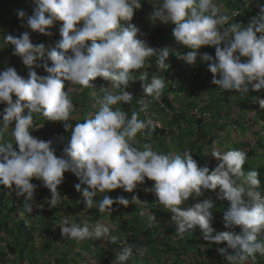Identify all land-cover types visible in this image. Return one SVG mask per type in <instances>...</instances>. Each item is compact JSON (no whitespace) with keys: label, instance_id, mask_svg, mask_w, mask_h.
<instances>
[{"label":"trees","instance_id":"1","mask_svg":"<svg viewBox=\"0 0 264 264\" xmlns=\"http://www.w3.org/2000/svg\"><path fill=\"white\" fill-rule=\"evenodd\" d=\"M58 1L62 5L52 8L54 12H52V16L46 25L44 27L41 26L42 29L40 31L34 29V34L40 36V39L37 41V44L32 46L27 57L20 64L21 67L24 65L21 76L27 73L33 76L36 72L35 68L39 64V68H41L42 72L44 71L42 73L44 76H50L52 81L56 80L55 77L58 76L61 78V81H65L67 84L69 79L66 77L65 72L61 69L54 70V67L61 64L63 60H67L71 51L77 47L79 51L76 56L79 63L76 67L79 74L73 78L75 84L72 89L68 90V87L66 88L64 84H61V81H58L57 84L49 85L48 88L41 81V90L36 94L32 88L24 90V83L22 80H19L15 82L21 86L20 92H17L16 88L9 83V81L14 82L12 81L14 77L9 75V70L5 66V61L8 58L7 51L0 53V72L2 73L0 75V87L4 83L7 85V93L3 94L4 105H0V140L3 144L9 142L11 146L17 140L13 138L10 131L6 130L4 120L6 118V110L9 107L14 108L16 117H23V112L20 108L21 102L24 103V107L26 106L25 114L31 121L33 129H35V134L26 135L27 140L18 145L19 155L4 152L0 157V264H23L27 256L26 250L30 246H32L30 249L33 253L31 257L32 264H37L39 261L37 258H40V256L49 254L52 249L50 242L41 243L36 254L34 243H32L34 242L33 234L36 231L43 234V230H45L53 235L54 232L43 214L46 213L44 207H47L49 215L59 217L60 215L56 208L61 206L65 215L59 221L69 225L68 221L70 219L74 220L76 224L70 227L73 228L77 243L72 247L74 248L73 251L68 252L62 259L57 258L56 261H51L49 258V260L41 264H60L61 262L70 264V258H76L80 255V253L75 252L76 247L84 250L87 249L86 241L90 244L91 242H95L96 248L101 247L105 249L106 247H111L107 249V255L103 258L101 264H131L132 260H136L138 264H148L149 257L143 251L145 247L150 249L151 254H159L162 257L161 263L163 260H166V264H169L168 262L171 259L173 260L172 264L181 263L184 260L182 252L186 253L189 261L193 262L188 264H196L194 262L197 257L196 253L202 252V247H206L204 251L207 252L214 250L219 256L220 264H232L233 257H236V255H245L247 258L246 264H264V259H262L264 257V227L261 228L263 226L262 222H264V166H256L254 163L251 162V164L249 162L250 158H253L260 152L261 148H264V135L257 133L255 135L257 137L256 140L251 143L248 140L225 143L229 136L228 133H220L216 134L215 137H211L204 125V128L202 127L203 118L195 117L196 115L185 116L184 113H180L172 117V123L174 126L180 128V123L185 121L181 129L176 130L173 128V130H169L166 126L159 127L149 124L144 129L145 134L142 137L139 134L144 117L141 119L133 118L138 113L140 115L146 106L151 108L153 112H157L161 108L159 104H162L163 107L166 105L173 106L174 100L181 98L175 95L180 90L179 86L173 87L174 90L171 91L170 89H172L173 85L170 82L166 86L160 82L158 86L160 91L163 92V95H160L162 101H152V95L149 93L151 84H154L156 81L159 82L160 77L166 69H171L172 66L178 65L179 62L180 66L185 68L186 63L178 60L180 54H173L171 58V54H163V51H158L159 53H157V50H154L152 46L145 49L133 47V52H137L140 59L132 58L131 55V59L126 57L131 66H121L119 68L121 70L119 79H115L114 76L110 77L109 75L114 72V65H111V68H105L103 64H100V68L96 72V67L94 65L93 67L90 66V64H93L92 59L90 61L86 58L87 53H90L88 47L93 42L99 44V42L93 41L95 38L104 37L105 39L107 37L109 31L102 28V26L107 22L111 24L115 20L114 11L118 8L119 2H106L104 11L96 8L91 17L88 18L90 1H87L85 4L81 3L76 13L71 12L70 9H64V0ZM227 1L224 0V5ZM15 2L16 9L14 8L15 10H13L16 13V16H14L16 29L14 35L16 34L17 37H20L26 33L29 19V22H36L37 17H33L32 15L28 20L24 19L23 11H29L31 7L26 6L24 9L23 4L19 0H15ZM124 2V6H131V3L128 1L124 0ZM198 2L200 3V1ZM243 2L244 0L235 1L237 9L242 7ZM258 2L257 5H249L246 9L245 7L241 8L247 10L248 13L245 12L244 15L247 17H242L243 19L239 21L242 14L239 11L236 17H233L223 26L226 29L225 33H228L232 38V40L226 42L227 46L232 42L235 43L233 48H242L243 44L246 43L244 34L247 30L251 32V35L247 38L248 41L251 38L253 40L256 39L258 41L257 45L264 46V16H261L262 10L264 11V0H258ZM230 5L232 6V1ZM22 9L24 10L22 11ZM35 9L33 8V13ZM202 11L204 10L201 8L200 12L202 13ZM209 15L210 13L208 12L201 14L200 18L195 22L197 24L200 23L197 30L199 36L203 35L207 37L206 21H208ZM182 20L178 19V16L175 17V24L178 22V24L182 25L184 23ZM62 23L64 24L62 25ZM214 27L216 29L222 28L219 24L214 25ZM141 30L146 36L147 41L148 39L156 41L158 33L162 31L152 29L148 33L149 29L144 26L141 27ZM133 31L135 30L132 29L127 35L123 33L122 36L131 40L139 39L140 34ZM187 32L191 34L192 39L198 37L193 31ZM169 33L170 31L166 37L170 38ZM148 43L151 44L153 42L148 41ZM104 47L106 46L94 47L93 51L98 50L101 52V49H104ZM185 48H187L186 45ZM54 49L60 53V58L62 59L56 63L54 62ZM263 49L261 46L249 48L250 51L256 54L261 53ZM226 51L229 53H226ZM200 52L205 53V51ZM200 52L198 51L199 54H201ZM116 53H121V51L117 50ZM224 54L228 55L223 56ZM126 55L128 56V53ZM194 58L197 60L195 67L199 71V74L205 70L209 71L208 76L209 74H214L215 63L218 62L221 65L227 59L226 65L221 71L224 78H232L236 75L247 73L250 78L246 79V82L254 85V87L261 85L262 80L264 81V76H259V69L255 70L251 67L242 69L241 63L237 66V63H234V56L231 50L221 49L220 58L213 63L208 62L206 57H202L201 55H195ZM26 61H29L30 65H27ZM107 62L113 64L115 59L110 57ZM141 63L147 64V67L144 66L143 77L140 76L142 69L138 67L141 66ZM1 77L3 80L2 84ZM130 77H132V83L128 81L131 79ZM140 78L143 81L139 84ZM123 82L128 85L127 88H125L126 85H123ZM77 91L79 92L77 93ZM112 91L118 93V98L115 101L111 98ZM234 93L233 90H230L223 94L221 98L224 102L230 103L232 102ZM109 95L111 101H113L112 105H107L104 107V110L99 111L101 106L100 101L106 99V96ZM73 96L74 99H72ZM96 96H98L97 101L93 98ZM23 98H25L24 101ZM27 99H29L28 104H26ZM52 100L53 102H51ZM67 100L69 101L66 102ZM244 101L248 108L255 111L249 118L252 122L250 124H257L256 131L264 130V94L259 91L249 93ZM31 106L34 111L30 109ZM257 107H260V110ZM92 118H94V122L90 124ZM243 120L244 117L241 115L237 119H234L235 123L239 125ZM95 121H99V124L97 125ZM25 123L22 125L24 126ZM19 125H21V122ZM119 126H126L127 129L135 132L134 137L130 139L128 145L123 148H121L118 138L119 133H117V138H113L108 130L110 127L118 128ZM85 136H87L86 140L82 138ZM138 136L140 138L137 140ZM155 137H158L159 144H163L167 138L173 141V145L170 144L171 151L168 155L166 154L161 157V152H157L153 156L151 155L153 152H151L150 146L152 139ZM93 139H96V141H93ZM59 145L73 158L78 152L89 153L94 165H100L99 162H106L110 165L108 167L109 170L104 172V175L94 170L91 172L89 170H79L73 178L75 179L74 182H79L81 177L85 179L91 176V178L87 184L81 187L77 184L72 187L75 189V194L72 197L71 204L62 201V205L57 203L56 208L44 205V203L34 204L35 197L27 194L31 190L28 186L29 183H33L41 191V196L44 197L48 195V192L42 187L43 183H50L52 179L48 172L43 173L40 171L38 161L41 158L48 159L49 156H52L54 148ZM214 146H218V150H215ZM118 150L120 154L123 153L127 156L122 158V160H131L133 157L130 163L132 168L137 171V174L130 172V175L134 174L137 177V184L142 179L140 185L131 189L132 194L128 195L129 199H132L136 193H139L141 198H144L147 192L154 186L148 178L152 177L158 166L159 161L156 159V155L160 156V162L167 170L170 166L180 168V174L172 175L174 180L179 181L174 182L176 183L174 186L176 190H179L178 186H181L185 179L189 180V174L192 172L197 174L196 184L198 186L193 192L188 194V198H185L184 194L185 199L182 198L179 204V212L182 211V216L189 218V221L187 220L188 222L185 223L182 229H176L177 221H173L170 223V226L165 225V227H159L155 223L141 225L136 219H133L134 225L129 227L127 221H120L122 223L120 225L121 231L126 233L125 246L121 248L115 244L116 251L113 252L111 250L113 247L112 238H108L109 242L103 245L99 240H93L92 235H95L97 229L101 228L98 221L104 218L106 212L109 214L111 211L114 216L123 220L122 215L116 209L122 200L119 198L117 186L114 189L117 190L118 194L115 190L114 197L110 194L107 195L108 204L105 209L107 210L108 206H110L113 208L112 210L108 209L105 213H101L100 211L103 207L97 205L99 201L97 191L99 188L101 189V185L123 175L122 172L118 171L116 162L113 161L117 160L116 154ZM209 152L214 155V159L210 160L203 156V154L205 156L209 155ZM61 159L63 158L60 157L59 161ZM105 159L108 160L104 161ZM74 161L79 164L78 159H74ZM237 163L241 164L240 166L244 171L248 172V175L243 176L236 171L235 166ZM8 165L13 166V170L9 171L7 169ZM2 167L8 170L6 177L2 173ZM63 169L67 171L64 173L70 176L71 171L69 169H71V164L68 161L64 164L60 161L58 164L57 172L62 173ZM173 170L174 168H172L171 172H174ZM220 176L221 178L222 176L225 178L219 180ZM54 183L56 184V181ZM84 186L87 187L85 192ZM255 187L258 188V191L253 190ZM63 190L70 192V189L63 188ZM178 192H181V189ZM166 194H170V192L168 191ZM84 196L90 197V201L86 203ZM16 199L19 202L15 205ZM30 208L33 210L28 211ZM216 208L221 210L224 217L219 218L216 226L210 228L208 221L213 218ZM84 210L90 214H95L96 218L93 220L91 218V221L86 225H81L78 223V219L80 218L78 212L82 213ZM184 210L186 211L183 214ZM23 211L31 219L30 226L26 224L25 218L20 215ZM229 226L232 230L227 232ZM170 228L171 231H169ZM260 232L263 234L261 237L258 236ZM5 234H8L9 238ZM110 234L112 237L114 233ZM168 234L179 237L178 241L182 246H175L167 242L166 237ZM229 249L232 250L234 256H228L227 250ZM172 251L175 252L172 258L162 255V253L170 254ZM235 264H241V262L238 261Z\"/></svg>","mask_w":264,"mask_h":264},{"label":"rangeland","instance_id":"2","mask_svg":"<svg viewBox=\"0 0 264 264\" xmlns=\"http://www.w3.org/2000/svg\"><path fill=\"white\" fill-rule=\"evenodd\" d=\"M64 1V9H70L71 12L74 13L79 10L81 3L85 4L87 3V1H90V11L88 12V18L91 17L96 8H99L100 11H104L106 2H119L118 8H116L114 11L115 20L112 21L111 24L107 22L102 26V28H104L105 30L108 29L109 31L107 37L105 39L104 37L95 38L93 41H97L99 42V44H95L93 42L88 47L90 53H87L88 55L86 58H88L90 61L92 59L93 64H90V66L93 67L94 65L96 67V72H98L100 64H103L105 68H111V65H114L115 70L109 75L110 77L114 76L115 79H119L121 76V70L119 68L121 66H131L126 57L131 59V55L132 58L140 59V56L137 55V52H133V47L145 49L149 46H152L154 50H157V53H159L158 51H163V54H171V58L173 54H180L178 56V60L186 63L185 68L183 66H180L179 62L178 65L172 66L171 69H166L163 75L160 77V81H156L154 82V84H151L149 93L152 95V101H162L160 95H163V92L160 91L158 86L160 82L164 86H166V84L170 82V84L173 85L171 87L172 89H170L171 91L174 90L173 87L179 86L180 90L176 92L175 95L181 98L178 100H174V102L172 103L173 106L166 105L165 107H163L162 104H159L161 108L157 112H153L151 108L146 106L145 109L141 111L140 115L138 113L133 119H141L142 117H144V122L141 124L142 128L139 135H142V137L144 136V129L149 124H154L159 127L166 126V128L169 130H173V128H175L176 130L181 129V126L185 124V121L180 123V128L174 126L172 123V117L180 113H184L185 116L196 115L195 117L203 118L204 122L202 123V127L204 125L205 129H207V133L211 137H215L216 134L220 133H228L229 136L225 143L243 142L245 140H248L249 143H251L252 141L256 140L257 137L255 135L257 133H261L264 135L263 129L260 130L262 132L256 131L257 124H250L252 122L249 120V118L255 113V111L248 108L244 101L245 97L248 96L249 93L259 91L264 94V81L262 80L261 85L254 87V85H250L249 82H246V79L248 80L250 78L247 73H244L243 75H236L232 78H224L221 71L222 68H224V66L226 65L227 59L225 60V62H223L224 64L220 65L218 62L215 63L216 68L214 70L215 72H213L214 74H209L208 76V70H205L204 72H201L199 74V71L195 67L197 60L194 58L195 55H201L202 57H206L208 62L210 61L211 63H213L220 58L221 49L231 50L232 55L234 56V63H237V66H239V64L241 63L240 65L242 69H246L248 67H251L255 70L259 69V76H264V49L261 53L258 54L249 50V48H256L259 46H261V48H264V46L260 44L257 45L258 41L256 39L253 40L251 38L248 41L247 38L249 37V35H251V32L249 30H247L244 34L246 43L243 44L242 48H233L235 43L232 42L229 46H227L226 42L232 40V38L228 35V33H225L226 29L223 28L226 22L239 14V11L243 14H241V19L239 21L243 19L242 17H247L244 16L245 12L248 13L245 9L248 8L249 5H257L259 3L258 0H244L242 7H245V9H241L242 7L237 9L238 7L235 4L236 0H228L227 2H225V5L224 0H125L131 3V6L128 7L124 6V0ZM198 1H200V3ZM231 1L232 6L230 5ZM14 2L9 7L0 10V53L7 51L8 58L5 61V66L9 70V75L14 77V80H12L14 82L9 81L10 85H13L16 88L17 92H20L21 86L15 82L22 80L24 83V90L32 88L35 93L38 94L41 90V81L44 82L45 86L49 88V85H53L54 83L57 84L58 81H61V78L56 76V80L52 81L50 76H44L42 74L44 71L42 72L41 68H39V64L35 68L36 72L33 76H30L28 73L24 76H21L23 72L22 68L24 67V65L21 67L20 64L23 63V60H25V58L27 57V54L32 49V46L37 44V41H39L40 39V36L34 34V29L40 31L42 29L41 26L44 27L49 21V18L52 16V12H54L52 8L54 6L60 7L62 3H60L58 0H19V2L23 4L24 9L26 6L31 7L29 11L22 9V11L24 10V19L28 20L33 15V17H37V20L36 22H29V19V21L27 22L28 28H26V33L23 36L17 37L16 34L14 35L16 29L14 24V16H16V13L14 11L16 9V2ZM33 8H36L34 13ZM201 8L204 10L202 11V13L200 12ZM221 11L222 13L220 14ZM206 12L210 13V15L208 21H206V29L208 31L206 33L207 37H204L203 35L199 36V33L197 31L199 29L200 23L197 24L195 22L200 18L201 14H205ZM177 16L178 19H183L182 21L184 23L182 25L178 24V22L177 24H175V17ZM261 16H264L263 10ZM63 24L64 23H62V25ZM217 24H219L222 28L216 29L214 25ZM142 26L149 29L148 33H150L152 29L162 30L160 33H158V39L156 41L148 39L149 42H153L151 43L152 45L148 43L146 36L143 34L141 30ZM132 29L136 31H133L134 33L138 32L140 34L139 39L131 40L130 38L122 36L123 33L127 35ZM169 31L170 33L168 35L171 36L170 38L166 37ZM187 31L195 32L198 37L192 39L191 34H188ZM262 33L263 31L261 32V38ZM101 35H103V33H101ZM203 41H206L204 48ZM157 44H159L158 47ZM185 45L187 48H185ZM98 46L106 47H104V49H101V52H99L98 50L93 51L94 47L98 48ZM117 50L121 51V53H116ZM78 51L79 48L75 47L74 50L71 51L67 60H63L61 64L54 67V70L61 69L65 72L66 77L69 80L67 81V84L65 81H61V84H64L66 88L68 87V90L74 87L75 82L73 78L79 74V71L76 67L79 63V60L76 56ZM198 51H205V53L200 52L201 54H199ZM127 53L128 56L126 55ZM226 53L229 52L226 51ZM204 54L205 56H203ZM53 55L55 56V63L58 60H62L60 58V53L55 49L53 50ZM227 55L228 54H224L223 56ZM110 57L115 59V62L113 64L107 62L109 61ZM29 61H26L27 65H30ZM144 66L147 67V64L141 63V66H138L140 69H142V73L140 72L141 77H143L144 75ZM0 75H2L1 72ZM130 78L131 79L128 81L132 83V77ZM139 80H141V78ZM142 81L143 80H141L139 84ZM2 82L3 80L1 77V84ZM123 85H126L125 88L128 87L125 82H123ZM6 88V83L1 85L0 87L1 106L4 105L3 94L7 93ZM230 90H233L235 92L232 96V102H224L221 97H223V94L227 93ZM78 92L79 91H77V93ZM111 93V98L113 99V101H115L118 98V93H114V91H112ZM259 94L261 95V93ZM106 97V99L100 101L101 106L99 108V111L104 110V107H106L107 105H112L113 101H111L110 95ZM93 98L95 99V101H97L98 96ZM144 98H146V96H144ZM72 99H74V96ZM24 100L25 98H23V101ZM28 100L29 99H27L26 104H28ZM68 101L69 100H67L66 102ZM51 102H53V100ZM25 107L24 103L21 102L20 108L22 109L23 117H16L15 110L12 107H9L8 110H6L4 126L6 127L7 131H10V134L13 136V138L17 140L15 141L16 143L14 142L12 146L9 144V142H5L3 144V142L0 140V157L4 152H11L14 155H19L18 145L27 140L26 135L35 134V129H33L34 127H32L31 121L25 114ZM44 108H46V106H44ZM30 109L34 111L32 106L30 107ZM36 109H38V107H36ZM257 109L260 110V107H257ZM239 115L244 117V120L240 125L236 124L234 121V119H237ZM20 122L21 125H19ZM24 122L26 123L23 126L22 124ZM92 122H94V118H92L90 124H92ZM95 123L98 125L99 121H95ZM108 130L110 131V135L113 138H117V133H119L118 138L121 143V148L128 145V142L134 137L135 134V132L127 129L126 126H119L118 128L110 127L108 128ZM145 136L147 137V135ZM86 137L87 136L82 138L86 140ZM139 138L140 136L137 137V140ZM93 141H96V139H93ZM158 141V137L152 139L150 149L153 153L151 155L153 156L157 152H161V157L166 154L168 155L171 151L170 144L173 145V141L170 138L165 139L163 144H159ZM219 145L221 144L219 143ZM214 148L215 150H218V146H214ZM203 156L210 160L214 159V155L211 152H209V155L205 156L203 154ZM60 157L63 158L60 160L63 162V164L67 163V161L71 164V169H69L71 171L70 176L72 175L71 178L69 175L64 173L67 172L64 170L65 168L63 169L62 173L57 172V167L60 163ZM125 157H127L126 154H120L119 150L117 151V160L115 159L113 161L116 162L118 171L122 172L123 175L120 177H116L111 181H107V183L101 185V189L99 188V190L97 191V195L99 197L97 205L103 207V209H101L100 211L101 213H105L106 211H108V209H113L110 206H108L107 210L105 208H107L106 206L108 204L107 195L110 194L112 197H114V192L116 190L114 188L116 186L119 190V198L122 199L121 203L119 204V206H117L116 209H118L119 214L122 215L123 220H120L118 217L114 216L111 211L109 212V214L106 212L104 218L98 221L101 228L99 230L97 229L95 235H92L93 240L97 239L103 245L109 242L108 238H112L113 247L111 250L113 252L116 251L114 247L115 244L121 248H124L125 246L126 233L121 231L120 225L122 223L120 221H127L129 227H132L134 225L133 219H136L137 222L141 225H145L146 223H155L159 225V227H165V225L170 226V223H172L173 221H177L178 223L176 224V229H182L183 226H185V223L189 221V218L183 217L182 211L179 212V204L181 203L182 198H184V194L185 198H188V194L193 192V190H195L198 186L196 184L197 174L195 172H192L189 174V182L185 179L183 181V184L181 186H178L179 190L181 189V192H178L179 190H176V188H174V186L176 185V183L174 182L179 181L174 180L172 175L180 174V168L170 166L168 169L170 171L169 172L164 167V165L161 164L160 156L156 155L155 157L159 161L158 166L156 167V170L153 173L152 177L148 178V180L152 181L154 186L151 190L148 189L149 191L147 192V194L145 196L143 195L144 198H141V195H139V193H136L134 194V197L132 199H129L128 195L132 194L131 189H133L135 186L140 185L142 179H140V182L137 184V177L134 176V174H137V171L132 168V165L130 163L133 157L131 158V160H122V158ZM74 159H78L79 164H77ZM107 160L108 159H105L104 161ZM249 162L254 163L256 166H264V148H261L260 152L253 158H250ZM38 163L40 171L43 173L48 172V174H50V176L52 177L50 183L44 182L42 186L47 190L48 195L44 197L41 196V191L37 189L33 183H29L28 186L29 188H31V190L30 193L27 194L35 197L34 204L44 203V205L50 207L54 206L55 208L57 207V203H59V205H62V201L71 204L72 197L75 194V189L72 187L76 186V184L81 187L82 185L89 182L91 176H89L90 178L87 177L85 179L81 177L79 182H74L75 179L73 178L79 170H89V172L94 170L104 175V172H107L109 170L108 167L110 166L106 162H99L100 165H94L93 159L91 158V155L89 153L78 152L77 155L73 158L69 154H67L60 145L54 148L52 156H49L48 159L41 158ZM240 165V163L236 164V171L243 176L248 175V172L244 171ZM13 168V166H7V169L9 171L13 170ZM172 168H174V172H171ZM1 169L3 170L2 173L5 175L4 177H6L8 170H5L3 167ZM130 172L134 174L131 176ZM224 178V176H222V178L220 176L219 180H223ZM55 181L56 184L54 183ZM63 188L70 189V192L63 190ZM83 189L85 192V189H87V187L84 186ZM168 191L170 192V194H166ZM84 197L86 203L90 201V197ZM18 202L19 201L16 199L15 205ZM61 207L56 208L57 212L60 215L59 217L49 215L47 213V207H44V210L46 209V213H43L44 217L49 222L54 233L53 235H51L47 231L43 230V234H40L37 231L33 234L34 242L32 243H34L36 254L38 253L40 244L43 242H50V246L52 247L51 252L47 254L48 256L42 255L40 256V258H37L39 260L37 264H41L46 260H49V258L51 261H56L57 258L62 259L68 252L73 251L74 248L72 247H74L77 243L76 236H74L73 233V228L70 227L76 224L74 220L70 219L68 221L69 225L63 224L59 221L65 215V212L63 209H61ZM30 210L33 209L30 208L28 211ZM185 211L186 210L183 211V214L185 213ZM78 213V216L80 217L78 219V223H80L81 225H86L91 221V218L92 220L96 218L95 214L92 213V216V214L86 212L85 210L82 213ZM20 215L25 218L26 224L30 226L31 219L27 217V214L23 211L20 213ZM223 217L224 215L221 210L219 208H216L213 218L208 221L210 228L216 226L217 220ZM262 223L263 226L261 228L264 227V222ZM231 230L232 229L229 226L227 232H230ZM169 231H171V228L169 229ZM110 233H114L112 237ZM261 233L259 235H261ZM5 235L9 238L8 234ZM178 239L179 237H176V235L173 234H168L166 237V241L170 244L175 246H182L179 243ZM86 245L88 246L86 250L76 247L75 252L80 253V255L76 258H70V264H101L103 258H105L107 255V249L111 248H96L95 242H91L90 244L87 241ZM31 247L32 246H30L26 250L27 256L24 259L23 264H32L31 257L33 253L30 249ZM201 249L203 250L202 252L198 254L195 252L197 257L195 258L194 262L196 264L221 263L219 261L218 254L214 250H210L209 252H207L204 251L206 247H202ZM143 251L149 257L148 264L161 263L162 257H160L159 254H151L150 249L147 247L143 248ZM181 254L183 255L182 257L184 260L179 264L193 263L189 261V257L186 255V253L182 252ZM227 254L228 256H234L232 250L230 249L227 250ZM162 255L164 257L172 258V256L175 255V252L172 251L170 254L162 253ZM233 258L234 259L232 264H235L237 262V258L235 256ZM130 263L138 264L136 263V260H132V262ZM162 263L166 264V260H163ZM168 263L172 264L173 260H169ZM60 264L65 263L61 262Z\"/></svg>","mask_w":264,"mask_h":264},{"label":"clouds","instance_id":"3","mask_svg":"<svg viewBox=\"0 0 264 264\" xmlns=\"http://www.w3.org/2000/svg\"><path fill=\"white\" fill-rule=\"evenodd\" d=\"M205 43H206V41H203V46L205 45ZM253 190H254V191H258V188H257V187H255V188H253ZM260 233H261V232H260ZM260 233H259V234H260ZM259 234H258V236H259V237L263 236V234H262V233H261V235H259ZM261 257H262V256H261ZM236 258H237V259H236V260H237V262H238V261H240V262H241V264H242V263L246 264V260H247V258H246V256H245V255H244V256H241V255H236ZM245 259H246V260H245ZM262 259H264V257H262ZM237 262H236V263H237Z\"/></svg>","mask_w":264,"mask_h":264},{"label":"water","instance_id":"4","mask_svg":"<svg viewBox=\"0 0 264 264\" xmlns=\"http://www.w3.org/2000/svg\"><path fill=\"white\" fill-rule=\"evenodd\" d=\"M14 1L15 0H0V10L9 7Z\"/></svg>","mask_w":264,"mask_h":264}]
</instances>
